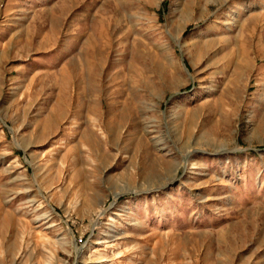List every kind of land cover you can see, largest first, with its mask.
<instances>
[{"label":"rangeland","instance_id":"obj_1","mask_svg":"<svg viewBox=\"0 0 264 264\" xmlns=\"http://www.w3.org/2000/svg\"><path fill=\"white\" fill-rule=\"evenodd\" d=\"M0 264H264V0H0Z\"/></svg>","mask_w":264,"mask_h":264}]
</instances>
